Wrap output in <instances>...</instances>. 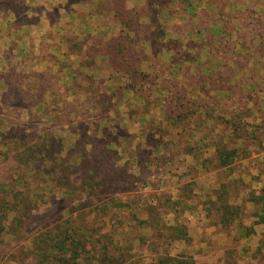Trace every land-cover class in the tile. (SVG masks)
<instances>
[{
  "label": "rangeland",
  "instance_id": "rangeland-1",
  "mask_svg": "<svg viewBox=\"0 0 264 264\" xmlns=\"http://www.w3.org/2000/svg\"><path fill=\"white\" fill-rule=\"evenodd\" d=\"M23 1L0 0V120L7 126L16 127L19 135H30L34 142L44 133H51V138L61 143L63 157L72 149L84 157L99 159L101 173L96 180L101 179L104 186L97 187L92 198L79 192L72 194L71 198L80 203L93 201L98 206L110 200L125 205L119 206V211L124 210L122 217L113 214L111 218L115 228L102 230L107 235L115 233L113 239L110 238L113 245L129 246V252L124 253V264H158L166 256L191 258L196 264H264V225H254L255 207L248 202L251 192L264 188V64L255 76L259 83L258 93H262L260 100L258 104H248L246 111L249 115L246 112L243 121L244 133L250 137L254 129L258 138H250L245 144H235L230 139V148H235L237 155L227 168L219 167L214 156L206 155L202 158L195 155L194 164L192 161L185 163L189 159L180 158V154L186 150L180 152L181 144L175 145L178 138L175 133L180 126L173 128L166 124L160 107L154 103L134 105L125 100V97L130 98L131 82L111 75L112 67L105 60L104 65L101 58L96 62H92L93 59L84 61H91V65L85 66L86 70H95L87 80L83 79L77 65L70 66L61 77V69L69 62L55 56L56 42H44V37L54 39V33L58 32H46L44 21H40L42 11L39 8H43L40 1L34 3L31 21L28 13L32 7ZM221 1H227V9H231L232 1L239 2L123 0L125 17H132L143 26V41L149 32L153 33V40L149 35L150 43H136L148 57L147 64L143 65L145 71L161 67L151 57L152 51H160L158 57L168 64L171 60L166 51L176 48L174 60L178 63L183 51L187 52L186 40L181 37L185 30L192 29L194 23L199 21L214 30L212 26L216 21L212 18V4H221ZM254 2L249 0L244 4L246 9H242L241 19H252L259 13L249 9ZM85 5H81L82 8ZM94 8L93 13L87 7L85 11H79L78 20L88 21L91 27L100 26L94 34L102 42L121 34L117 23H113L118 17L110 0H102ZM240 14L236 12L233 17H240ZM48 15L52 18L56 13L49 12ZM155 23H163L176 34H165L162 28L154 30ZM189 44V48L198 51L203 46L198 38ZM201 55L199 61H204L207 57ZM181 60L186 62V58ZM184 72L178 81H182ZM245 78L249 80L251 77L246 75ZM40 91L44 98L37 96ZM156 94L158 91L152 96ZM231 105L230 108L236 107ZM147 112L151 114L146 116ZM142 134L150 136L146 139L150 145L154 147L159 141L161 148H169V153L151 151L153 147L143 144L144 141L133 142V139L125 138ZM108 135L110 140L116 136L120 138L106 146L104 138ZM108 149L113 154H108ZM11 169L12 163L0 160V181H8ZM78 182L77 174H72L71 183L75 186ZM219 196L223 202L239 208L238 216L233 217L234 221L225 228L219 224L221 212L216 202ZM62 197L56 191L46 196L45 203H41L26 221L25 237H31L41 227H51L55 220L67 215L63 203L68 207L72 204L68 199L64 202ZM91 207L93 205L85 210ZM111 211L119 213L115 205ZM178 225L186 228L189 240L170 241L169 229ZM246 233L247 236L243 237ZM8 240L6 237L0 253L27 245L26 242L9 243ZM106 241L102 239V243Z\"/></svg>",
  "mask_w": 264,
  "mask_h": 264
},
{
  "label": "trees",
  "instance_id": "trees-1",
  "mask_svg": "<svg viewBox=\"0 0 264 264\" xmlns=\"http://www.w3.org/2000/svg\"><path fill=\"white\" fill-rule=\"evenodd\" d=\"M110 2L112 10H115V15L118 17L116 22L121 27V34L106 44L105 54L109 65L118 76L130 80L133 84L144 86L139 90L140 96L146 101V106L161 100L159 103L163 108L165 123L173 128L182 126L185 129V124H189V118L199 108L209 109L211 113L207 111L208 117L223 122L229 130L227 140L216 142L214 160L221 168L230 166L237 155L236 149L230 148V139L235 144L237 140L245 144V141L250 140V138H258V135H254L256 133L254 129L250 137L244 133L243 127L245 125L243 121L246 117L245 113L247 112V115H249V112L246 111L248 110V104L250 105L251 102L258 104L259 96L262 94L258 93L260 90H258L256 74L252 72V69L245 67L249 59L237 56L234 51L235 42H232V44L230 38L231 34L234 35L238 32H236L237 26L230 25V21L241 22L242 26L246 21H250L249 25L251 27H246V30L250 28L246 33L252 35L257 30V35L261 37L264 35V26L259 25L257 22L262 20L259 18L241 19L242 12L236 9L237 1L233 2L228 12L226 11L227 1H221V4L217 5L212 4V18H215L213 21H216L212 26L214 30H209L199 21L194 23L192 29L188 28L184 32L185 48L188 50L190 41H194L197 37L203 45L201 50L209 49V51L217 52V60L228 66V70L220 75L218 73L195 71V76L190 75L185 70L183 73L184 78L182 77V81H178L182 76V72H178L179 68H176V72L174 68L177 64L179 65L174 60L176 48L166 51L170 54L169 59L171 60L168 64H164L158 57L160 51H152L151 57L161 67H157L155 70L151 67L152 71H145L143 65L147 64L148 57L146 58L145 51L142 48L139 49L136 43L149 42L153 33L149 32L150 37L147 35L148 37L143 41L141 37L143 26L139 25V21H134L132 17H125L123 0H110ZM236 12L241 13L240 17H233ZM161 28L165 34H176L175 31L170 30L163 23L162 25L155 23L154 30ZM226 35H229L228 39ZM241 38L244 39V37ZM261 45L263 48L259 52L264 55V40ZM223 49H230L229 57L219 56L220 53H224L222 52ZM201 50L199 49V51ZM261 57L264 58V56ZM188 58L189 56L186 55V60ZM244 71H248V73ZM246 75L251 78L246 80ZM71 77L75 78L72 74ZM224 77H227V79H224ZM83 79L87 80L88 76H84ZM218 81L230 84L228 89L226 88L229 98V105L226 107L227 120L219 115V111L217 112L219 108L209 107L205 102L196 98H189L186 91V87L190 83L197 82L201 84V92L205 93L204 86L215 84ZM154 86H156L155 89ZM246 86L249 88L247 89ZM155 90L158 91V100L153 101L151 99H154L156 95L153 97L152 93ZM256 92L257 95H255ZM37 96L44 98L43 92L37 94ZM40 103L43 102L40 101ZM231 104H235L236 107L230 108ZM215 105L219 107V104ZM223 112H225V109ZM6 126V123L0 120V160L12 163L8 181H0V250L5 244L6 237L9 238V243L26 242L27 245L0 253V264H124V253L129 252V246L113 245L110 238L113 239L115 233L107 235L102 233V230L104 228H108V230H111V227L115 228L111 223V218L113 214L115 217H122L124 210L119 211V206L124 207L125 205L110 200L98 206L94 205L93 201L80 203L77 202V199L71 198L72 194L76 192L86 193L88 197L92 198L96 194V188L101 185L104 186L101 179L96 180V177L101 173L99 159L84 157L81 153L72 151V149L63 157L61 143H58L57 139L51 138V133H44L43 137L34 142L30 135H19L16 127ZM109 126L112 130L114 129L113 125ZM115 130L119 131L117 128ZM109 135L104 138L106 146H110L115 143L113 141L116 138H120L116 136L114 140H110ZM143 137L150 139V136L146 137L144 135ZM158 144H160L159 141H157L154 148ZM107 153L112 152L110 150ZM77 160H79V163ZM131 160H134V158H131ZM74 173L77 174L79 179L78 184L75 186L71 183V175ZM105 178L108 179L107 176ZM52 191L63 195L64 202L67 199L71 202V207L63 203L67 215L55 220L53 225H50L51 227H41L31 237H25L23 228L26 221L31 217L32 212L39 208L41 203H45L44 199ZM216 202L218 203V210L221 212L219 224L222 228L228 227L234 221L233 217L238 216L239 208L223 202L221 196L217 198ZM248 202L255 207L252 215L254 225H264V188L251 192L248 196ZM90 205H93V207L86 211L85 209L89 208ZM114 205L119 213H112L111 208ZM96 222H99V224ZM247 234L243 237H246ZM103 238L107 239L106 243H102ZM168 238L171 242L189 240L186 228L183 225L171 227ZM158 264L196 263L193 259L187 257L166 256L161 258Z\"/></svg>",
  "mask_w": 264,
  "mask_h": 264
},
{
  "label": "crops",
  "instance_id": "crops-1",
  "mask_svg": "<svg viewBox=\"0 0 264 264\" xmlns=\"http://www.w3.org/2000/svg\"><path fill=\"white\" fill-rule=\"evenodd\" d=\"M38 1H40L43 6V8H39L42 11L40 21H44L45 26H46L45 28L46 32H52V31L58 32L57 34L54 33L56 35L54 39L50 38L49 40L47 37H44L45 38L44 42L46 44H51V42L53 43L56 42L57 44L55 43V46H56L55 56L63 57L65 60H68L69 62L68 65H65L61 69V72H60L61 77H63L65 75V72L70 69V66L77 65V67L80 69L79 72H81L83 76H88V78H91L95 70L93 69L86 70L85 66L91 65V61L87 63L84 61L86 59H93L92 62L93 61L96 62L98 61L97 60L98 58H101V61L100 60L99 61L102 62L104 65L105 61L107 62L106 54H105L106 44L111 39L115 38L116 36L120 34L119 33V34L112 35L111 37L107 38L104 42H102L94 34V30L95 32H98V28H100V26L91 27L88 21H85V23H83V21L78 20V17L80 14L79 11H81L82 9L83 11H85L87 7L88 11H91L93 13L95 9L94 6L98 2H102V0H24L23 2L30 3L29 6L32 7L31 11L28 10L29 20L31 19L32 11L35 10L34 3H37ZM238 1L239 2L238 4H236V9L242 12V9L246 7L244 4L245 3L247 4L249 0H238ZM81 5H85L83 6L84 8H82ZM252 8L259 12L258 14H255L252 19H258V18L261 19L262 21H258L257 23L261 26H264V0H255V2L251 5V8L249 9H252ZM226 11L228 12L229 8L227 9L226 7ZM49 12H55L56 16L51 18L48 15ZM98 22H101V21H98ZM68 23L71 24V26H68ZM113 23H117V22L114 21ZM240 23L241 22L230 21V25L237 26L236 32H238L237 34H234V35L231 34L230 41L231 43L235 42L234 51L237 56H243L249 59L248 64L245 67L252 69V72H254L255 74H258L260 72L258 68L260 69L261 65L263 66L264 64V58L261 57L264 55H261V53L259 52V50L263 48V46L261 45V42L264 40V35L259 37V35H257V30L252 35L251 34L249 35L246 33V31H248L250 28L246 30V27H251V25H249L250 21H246V23H244V26H242ZM253 24L255 25L256 23H253ZM116 25L119 26V30H121L120 25L118 23ZM86 27L88 28L87 30L85 29ZM70 28L72 29V31H70ZM69 34H71V37ZM228 36L229 35H226L227 39H228ZM241 37H244V39L242 40ZM181 39H184V36L181 37ZM195 40H197V37L195 38ZM48 48H50V46ZM230 49H223L224 51L222 52L224 53H220L219 56L229 57L228 53ZM202 53L207 58L204 61H199L200 58L202 57L201 55ZM186 55L189 56L188 58L189 61L185 60L186 62L188 61V63L183 62L181 60V59H185ZM216 55H217V52L209 51V49L198 51L196 49L189 48L187 52L183 51L182 58H180L178 62L179 65L177 64L174 67L175 71H176V68H179L178 69L179 73L186 70L188 71L190 75H194V76H195V71L205 72V73H218L219 75L223 74V72L228 70V66L223 65L222 62H219L217 60ZM195 56H196L195 58L196 61H194ZM81 59L83 61H81ZM244 72L248 73V71H244ZM111 73H112L111 75L120 77L117 75V73H115L113 69ZM224 79H227V77H224ZM221 81H218L215 84L212 83L208 86H204L203 89L206 91L205 93L201 92V89H200L201 84H198L197 82L190 83V85L186 87V91H187L189 98H193V99L196 98L199 101L207 103L209 107L215 106L219 108L217 112L219 111V115L223 117L225 120H227L228 117L226 115V109H227L226 107H228L229 105V98H228V92H226V88L228 89L230 84H227L226 82L223 83ZM111 86L112 85H110V87ZM258 86H259V83H258ZM130 87H129L130 98L125 97L127 98L125 100H128V102L134 105L137 103L140 105L141 104L146 105L145 99L141 97L139 93L140 92L139 89L144 86H142L141 84L131 83ZM153 88L155 89L156 86H154ZM246 88L248 89L249 87L246 86ZM157 95L158 94H156L155 98L151 100L153 101L158 100ZM123 98H122V101H123ZM156 102H154V106L160 107L159 111L161 112L162 117L164 118L165 115L163 112V108H162L161 103H159L161 102V100H158ZM215 104H219V107ZM115 105L116 106L118 105L117 100L115 102ZM224 109H225V112H223ZM207 111L208 113H211L209 109L203 110L199 108L198 111H196V113L193 114L189 118L188 121L191 123L187 127L185 126V129L182 128V126H180L179 129L177 130L178 132L175 133L176 136H178V138L175 139V145L181 144L180 152L183 151L184 149L186 150L185 152H181L180 154V158L184 156L186 160L189 159V161H185V163L192 161V163L194 164L195 155H201L200 156L201 158L204 155L209 156V157L214 156V154L216 153L215 151L216 142L219 140L223 142L229 138V130L227 129L226 126H224L223 122L215 120V118L208 117V114H206ZM128 114L129 113L125 112V115H128ZM149 114L151 113L147 112L146 116ZM138 137H141V138H138ZM138 137L130 136V137H125V138L126 139L131 138L133 139V142L134 141L136 142L144 141L143 144L146 143L148 146L153 147L146 141V138L143 137V134L142 136H138ZM238 142H241V141L237 140L236 144H239ZM158 145L155 148L154 147L151 148V151L155 150L158 153L159 151H161V153H164V154H166V151H167L169 153V148L167 149L165 148V146H162L161 148V144H158ZM194 147L196 149L192 153V150ZM200 149H202V151H200ZM190 151H191V155H190ZM179 162H182V161H179ZM166 163L169 164L170 162L166 161ZM195 165L199 167L198 164H195Z\"/></svg>",
  "mask_w": 264,
  "mask_h": 264
}]
</instances>
